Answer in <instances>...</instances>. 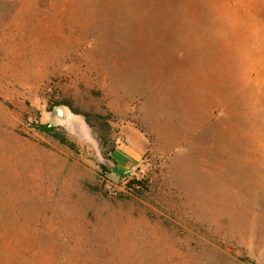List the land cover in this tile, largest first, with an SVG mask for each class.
Instances as JSON below:
<instances>
[{
	"label": "rangeland",
	"instance_id": "obj_1",
	"mask_svg": "<svg viewBox=\"0 0 264 264\" xmlns=\"http://www.w3.org/2000/svg\"><path fill=\"white\" fill-rule=\"evenodd\" d=\"M248 261L264 0H0V264Z\"/></svg>",
	"mask_w": 264,
	"mask_h": 264
},
{
	"label": "trees",
	"instance_id": "obj_2",
	"mask_svg": "<svg viewBox=\"0 0 264 264\" xmlns=\"http://www.w3.org/2000/svg\"><path fill=\"white\" fill-rule=\"evenodd\" d=\"M64 106H67L70 108V106L68 104H63ZM71 109V108H70ZM71 111L74 113V114H79L77 112H75L74 110L71 109ZM82 115V114H81ZM85 119V122L88 124V120H87V116L85 115H82ZM35 128L41 132V133H44V134H47L51 137H53L54 139H56L59 143H61L62 145H65L67 146L68 148H70L71 150H74L76 149V145L71 142L64 134H61L59 132H57V129L53 126H50L48 124H36L35 125ZM249 264H255L254 262H250L248 261Z\"/></svg>",
	"mask_w": 264,
	"mask_h": 264
},
{
	"label": "crops",
	"instance_id": "obj_3",
	"mask_svg": "<svg viewBox=\"0 0 264 264\" xmlns=\"http://www.w3.org/2000/svg\"><path fill=\"white\" fill-rule=\"evenodd\" d=\"M120 151L117 153V158L119 160L121 170H125V168H128L131 164H135L134 160H131V157H129L128 155L120 154Z\"/></svg>",
	"mask_w": 264,
	"mask_h": 264
},
{
	"label": "built area",
	"instance_id": "obj_4",
	"mask_svg": "<svg viewBox=\"0 0 264 264\" xmlns=\"http://www.w3.org/2000/svg\"><path fill=\"white\" fill-rule=\"evenodd\" d=\"M127 176H133L136 175V167L132 166L126 171Z\"/></svg>",
	"mask_w": 264,
	"mask_h": 264
}]
</instances>
